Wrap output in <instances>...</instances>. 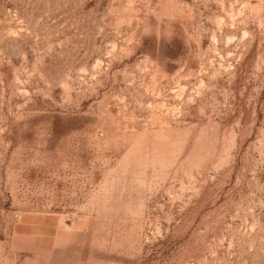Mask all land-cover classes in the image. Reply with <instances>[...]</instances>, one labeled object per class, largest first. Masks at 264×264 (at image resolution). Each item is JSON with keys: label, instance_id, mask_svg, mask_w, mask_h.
Wrapping results in <instances>:
<instances>
[{"label": "rangeland", "instance_id": "obj_1", "mask_svg": "<svg viewBox=\"0 0 264 264\" xmlns=\"http://www.w3.org/2000/svg\"><path fill=\"white\" fill-rule=\"evenodd\" d=\"M0 264H264V0H0Z\"/></svg>", "mask_w": 264, "mask_h": 264}]
</instances>
